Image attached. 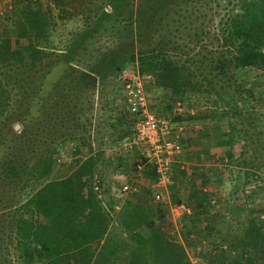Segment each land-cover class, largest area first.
Instances as JSON below:
<instances>
[{"label": "trees", "instance_id": "16d2710c", "mask_svg": "<svg viewBox=\"0 0 264 264\" xmlns=\"http://www.w3.org/2000/svg\"><path fill=\"white\" fill-rule=\"evenodd\" d=\"M131 3L132 0H9L3 15L9 23L0 34V233L6 231L5 238L12 243L10 250L5 249L7 257H3L7 264L10 254L16 264H129L130 260L138 264L131 255L136 251L140 260H150L151 264H192L175 237L153 225L146 209L124 205L116 211L112 194L106 197L108 189L101 184L104 179L96 163L103 162L104 151L92 145V95L103 80L110 77L112 81L125 62H135L139 73L148 74L152 84L166 89L171 98L181 103L188 102L192 93L213 92L230 113L231 135L217 142L230 149L241 140L236 162L249 165L244 172L250 175L249 186L264 187V177L255 171L259 168L255 158H264L263 130L255 126L244 96H229L214 86L229 60L239 69L264 70V0H136L133 17ZM217 7L223 10L220 37L234 51L228 60L204 62L188 56L182 45L170 37L167 23L160 25L170 12L176 15L171 22L190 23L206 18ZM55 17L77 18L80 22L63 36L58 35ZM101 33L111 34L114 43L97 50L94 57L87 52V46ZM61 36L62 49L55 52L53 39ZM55 61L62 64V70L43 92L39 88L42 81L36 84L35 79H28L27 70L36 74L34 78L43 79L48 69L41 71L40 67ZM247 95L252 97L249 89ZM218 100L211 99L212 105L216 106ZM21 103L26 108L14 118L23 123L25 131H15L7 124L8 108ZM173 104L172 110L178 114ZM195 106L184 105L175 124H183L185 129L191 125L195 135L210 142L208 132L199 134V121L203 120L197 116L200 111L188 112ZM122 108L116 120L127 124L126 110ZM203 112L204 119L215 121L226 116ZM35 117L48 135L30 137L34 128L30 122ZM238 119L245 123L244 129H235ZM108 124L112 133L115 125L112 120ZM171 126L177 130L182 151L184 129ZM62 152L75 158L67 173L61 170L63 163H58ZM134 164L140 165V174L150 175L155 186L153 166L143 156ZM108 168L104 164V170ZM178 171L184 175L183 170ZM97 177L99 192L94 189ZM169 189L175 196L178 194L176 185L170 184ZM242 198L231 208H250L257 202L255 198ZM171 203H180V198L175 197ZM255 212L253 219L263 223V209ZM112 222L120 232L109 231ZM123 232L124 237L120 234ZM209 237L210 233L201 238ZM120 242L124 243L122 247ZM244 245L239 238L229 240L218 235L215 241L203 245V250L212 256L204 264H217L219 260L222 264H260L264 251L242 250Z\"/></svg>", "mask_w": 264, "mask_h": 264}, {"label": "rangeland", "instance_id": "374dc122", "mask_svg": "<svg viewBox=\"0 0 264 264\" xmlns=\"http://www.w3.org/2000/svg\"><path fill=\"white\" fill-rule=\"evenodd\" d=\"M125 0H123L124 2ZM135 2L136 0H132V7H131V13L132 17L134 15L135 10ZM124 3H122V8ZM191 4L188 5V8ZM221 6V5H220ZM222 7V6H221ZM217 7L214 12L210 15V13L207 14L206 18H199L198 20L194 21L192 20L190 23H184V20H180L178 23L171 22V18H176V15H173L171 12L170 14L164 18V20L160 23H167L168 27L167 30H169V35L173 40H176L180 45H182V51L187 52L188 56H192L194 59H202L204 62L209 61V59L215 60V63L217 60H224L230 59L233 52L231 48L228 47V45L222 41L220 37V30L222 28V19L220 18V14L222 13V8ZM9 8V0H0V34L2 33V30L4 29L5 25L9 23V20L3 19V15L7 13ZM125 8V7H124ZM172 8H174L172 6ZM54 13H56L54 11ZM55 16V15H54ZM131 17V19H132ZM210 17V18H209ZM178 18V17H177ZM193 18V17H192ZM55 23L58 25V35L63 34V36L66 34V31L69 29H74L80 22L77 18H64L63 20L57 19L55 17ZM202 21V22H199ZM125 22V21H123ZM159 25V26H160ZM176 27V29H175ZM111 35V34H110ZM106 35L104 33H101L100 35L95 36L94 42L90 43L87 46V52L89 51L94 57L97 55V50H105L108 46L113 44L114 42L111 40V36ZM63 36L59 38L53 39V49L55 52H58L62 49L61 47V41H63ZM177 52V51H173ZM182 57L184 55L182 54ZM122 60V59H121ZM131 62H125V66L129 65ZM135 63V62H132ZM124 64V62H123ZM41 71H44L48 69V72L46 74V77L43 79L40 78H34L36 75H32V70H27V78L28 79H35V83L38 84L39 81H42V85L39 86V88L42 89V91H46L48 87L50 86V83L54 81L60 74L62 70V64L59 61L52 62L48 67H45L44 65L40 67ZM40 72V71H39ZM151 80V77H149ZM217 82L214 84L216 88H219L220 90H224L225 93H228L229 96H244L246 101V108L249 106L251 107V115L254 119L255 126L260 127L263 130L264 134V70H256L252 67H246L243 69L236 68L232 65V63L227 61L226 65L224 67V71L222 75L218 76ZM147 83V82H146ZM150 85V84H149ZM250 90L252 97L247 95V90ZM198 94V93H192L189 96V101L186 102V100L179 102L177 99L170 98L171 105L176 102H178L179 105V113L182 114L185 108H183L184 105L187 103H194L195 108H191L195 111H205L206 113L210 114L213 112L215 116H219L221 113H225V118L220 119L219 123H217V129L219 130L220 137H225L226 135H231V128L228 126V115L229 108L228 106H222L221 101L218 100L217 96L212 94ZM118 93L114 91L112 86L111 78L108 77L107 80H103V82L97 86V88L94 90L92 95V128L91 133L93 137V147L95 150H102L101 146L99 145L98 141L100 138L99 133L102 132V139L105 136V131L107 136L112 135L113 133L116 135L127 136V125L125 123L118 122L116 120L117 112L121 111L123 108V103L120 100V98L117 96ZM217 99L218 103L216 106L212 105L211 99ZM173 104V106H174ZM38 107V106H34ZM24 103H21L18 105L13 104L8 108V120L7 124L9 128H14L15 125H17V128L14 129L15 131H25L23 123L21 124L18 120H15L14 116L16 113L21 111L23 113L25 109ZM177 111V110H176ZM210 111V112H208ZM41 117V116H40ZM39 118L35 117L30 122L31 124H34V128L31 127V130L34 129L36 131H30V137L31 138H38V136H42V134L48 135L43 129H41L38 124L37 120ZM43 120V118H42ZM114 123L113 131L110 132L109 121ZM234 120V119H233ZM239 121H235V129H244L245 123H240ZM96 123L97 126H96ZM234 123V122H233ZM37 124V125H36ZM97 128V131H96ZM29 129V127H28ZM102 130V131H101ZM29 134V133H28ZM109 134V135H108ZM264 137V136H263ZM111 138V137H110ZM41 139H39L38 144H40ZM124 142H127V140H124ZM227 142V141H226ZM242 141L238 140L232 144V150L228 154L224 155L225 160L223 157H221L219 160V164H217L219 167H221V174L225 175L226 178L224 180H230L227 185H223L221 190L222 193L220 197H223L222 200L224 201V196H228L229 199H232V203H240L242 201V197L244 198H255L257 202L253 204L250 208L247 206H234L232 208H229L232 212V209H237L234 212L231 213V215H234V217L237 220H240L247 225H244V227H247L249 229V232H251V235L248 236L249 239L252 238V246L253 251H256L254 248L259 245H264V222L258 223L253 218L256 215L255 210L257 208H261L264 211V187L261 189H257L254 186L250 185V175L245 174L246 166L249 165L245 164V166L238 164L236 161H238V154L239 150L241 148ZM119 150L112 151L109 155H106L103 152V162L96 163V167L99 171V175L104 179L102 181V186L104 188H107V193L105 194L106 197H110L109 195L112 194L113 197V207L115 204L116 207L114 209L117 211L122 206L126 205H140L146 211L149 213L151 222L156 227H159L161 230L167 232L168 234H171L175 237V240L180 243V245L183 247L184 251L186 252L190 262L192 264H204L205 261H208L212 258L211 253L208 250H203V245L207 243V241L211 240L212 236L210 235L209 238L202 239L201 237H204L207 233H204L202 230H200V222L199 219L195 217L196 206L191 203H186L182 201V204L187 205L191 209V214H177L178 210H171V205L177 204V203H171L172 199H175V197L179 198L180 193L177 191L178 194L176 196L173 194L171 189H168L169 185H176L177 183H180L182 181L183 176L179 175L178 169H181L179 167V164L177 165L172 164L170 171H169V183L166 185V189L164 190V201H158V200H152L150 199V202H145V200L136 198L135 194H128L125 196H118V187L123 183H130L137 181V183H140V178L143 179V183L149 187L151 184L153 186V183L151 182V177L149 174L139 173V167L140 165L134 164V161L137 162V160L140 159L142 156L140 153V149L136 145H131L130 147L125 146L126 148L122 147V144L120 146H117ZM230 148V149H231ZM139 156H138V155ZM230 154V155H229ZM141 155V156H140ZM252 156H254L252 154ZM231 157V158H230ZM255 158V156H254ZM73 159L74 156H70L68 154H65V152L61 153L60 160L58 163H63L61 165V170H63L65 173H67L72 165H73ZM249 159V158H248ZM256 163L258 164V169L255 170L257 173H260L261 177H264V158L259 157L255 158ZM244 161L246 162V157L244 158ZM218 162V160H217ZM104 164L108 165V169L104 170ZM138 166V167H137ZM252 169V168H250ZM116 170V171H114ZM120 170V171H118ZM103 171L106 172V176H103ZM245 172V173H244ZM98 176V175H97ZM125 176V178H124ZM180 177V178H179ZM130 178V179H129ZM99 177L94 180V184L99 183ZM176 183V184H175ZM246 185V186H245ZM264 185V184H263ZM97 192L100 191V186L98 184ZM149 192V189H147ZM171 191V192H170ZM196 190H193V192ZM175 196V197H174ZM192 196V195H190ZM138 199V200H137ZM184 200V199H183ZM226 200V199H225ZM140 201H142L140 203ZM186 201V200H184ZM227 203H221V212L222 214L227 213L229 214V209ZM233 205V204H232ZM231 205V206H232ZM224 207V208H222ZM242 209V210H238ZM162 213H161V212ZM264 215V214H261ZM260 215V217H261ZM226 218L219 219L221 223H228L230 221V217L223 216ZM233 217V218H234ZM232 218V219H233ZM245 218V219H244ZM249 221V222H247ZM206 223H210L212 221L205 220ZM109 231L112 233L120 232V227L115 224L111 223L109 226ZM6 231L3 230V232L0 233V262L1 264H7L5 261H3V257L6 256L5 251L8 249H11L12 243H9L7 239L5 238ZM122 237H124V232L120 233ZM254 235V236H253ZM200 239V243H198V239ZM216 237V236H215ZM231 239H234L232 237ZM202 240L204 241L202 243ZM208 241V242H209ZM122 247L124 243H119ZM249 245V244H248ZM255 245V246H254ZM4 247V248H3ZM6 249V250H5ZM262 252V250H261ZM136 252H132V259L138 262V264H151L150 260H140ZM9 255V262L8 264H16L15 257ZM7 257V256H6ZM260 264H264V257L260 259ZM122 264V262H119ZM129 264H134L132 260L129 261ZM217 264H222V261H218Z\"/></svg>", "mask_w": 264, "mask_h": 264}, {"label": "crops", "instance_id": "0c3cea01", "mask_svg": "<svg viewBox=\"0 0 264 264\" xmlns=\"http://www.w3.org/2000/svg\"><path fill=\"white\" fill-rule=\"evenodd\" d=\"M145 95L149 102V107L152 110H154L158 115L169 119L173 126H177V129H184L182 134L185 136L184 138H182L184 149L176 153L172 157L170 163V168L172 164L175 163V165H177L176 163H178L181 170H183L184 175L183 177H181L182 181L176 184V187L178 188L177 191H179L180 193V203H182L183 201L186 203L194 204L196 206V211L194 212L195 217L199 219V221L201 220L199 226L200 230L203 229L202 231L204 233H210V235L212 236V241H215V236L218 235L226 236L229 240L234 237L243 240L245 247H242V250L253 249V247H251L253 244L252 238L249 239L248 237L251 235V232H249V229L247 227H244V225H247L246 222L244 224L240 220H237L234 215H231L233 211L231 212L229 208H231L230 205L232 204V199H229V197L225 195L223 201V197H220L222 196L221 193L223 190L221 189L222 187L224 188L223 185H227L231 181L224 180L226 176L221 174V167H219L217 164H219V159L221 157H223L225 160L224 155L231 152L232 148L229 149L228 146L220 145L217 142L221 138L219 135V130L216 126L219 122L211 120L209 118L204 119L205 113L203 111H200L198 113L199 115L197 114V116H201V118L203 119L199 121L202 122L199 128V134H205L206 132H208V135L210 136L209 138H211L209 142L208 140H205L204 137L202 138L195 135L191 125H187L185 129L183 124H175L174 120L180 113L175 114V112H173L170 102L171 97L166 89L155 86L151 83V80L148 79L145 85ZM188 112L194 113V110H188ZM99 134L101 135L98 143L106 155H109L110 153H112V151L119 150L117 146H120L124 143V140H127V136L121 137L119 135L118 138V135H115L114 133L112 134V137L107 136L106 131L103 139L102 132ZM130 183H134L138 187L139 192L136 193V198L145 200V202H150V199L154 200L155 192L158 191V188L156 186H152L151 184L149 187H147V185L143 183V179L141 178L140 183H137V181ZM147 189H149V192L147 191ZM160 190L161 192H163L162 189ZM193 190L196 191L193 192ZM183 199L186 201H184ZM141 202L142 201H140V203ZM223 202L227 203L226 205H228V215H226L227 213L222 214L224 211L220 206ZM220 210H222L223 212H221ZM223 216H227L228 218L230 217V221L228 223L221 224L220 222H217L219 221V219L226 218ZM205 220H210L212 222L209 225V223L204 222ZM203 242L204 241L202 240V243ZM259 246L260 247L257 246L256 248H254L256 252H261V250L264 251V245Z\"/></svg>", "mask_w": 264, "mask_h": 264}, {"label": "built area", "instance_id": "2783aa9c", "mask_svg": "<svg viewBox=\"0 0 264 264\" xmlns=\"http://www.w3.org/2000/svg\"><path fill=\"white\" fill-rule=\"evenodd\" d=\"M149 79L148 74L139 73L135 63H130L121 68L112 79L114 91L123 103L128 117L127 142L123 148L136 145L146 163L154 168L155 192L154 199L164 201V190L169 183V171L172 156L180 151L177 142V130L172 128L169 119L158 115L149 107L145 95V85ZM174 110L179 111L178 102ZM98 184H94L97 190ZM163 192H161V190ZM134 183H123L118 187V196H125L137 192ZM117 205V204H115ZM114 205V207H116ZM171 210H178L177 214H191L189 206L182 203L171 205Z\"/></svg>", "mask_w": 264, "mask_h": 264}, {"label": "water", "instance_id": "95a60500", "mask_svg": "<svg viewBox=\"0 0 264 264\" xmlns=\"http://www.w3.org/2000/svg\"><path fill=\"white\" fill-rule=\"evenodd\" d=\"M16 128H17V125L14 126V129H16Z\"/></svg>", "mask_w": 264, "mask_h": 264}]
</instances>
